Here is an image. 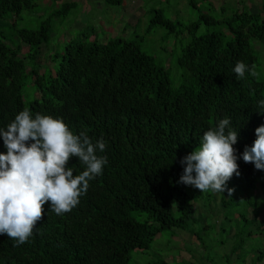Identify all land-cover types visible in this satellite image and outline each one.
I'll return each instance as SVG.
<instances>
[{
  "label": "trees",
  "instance_id": "obj_1",
  "mask_svg": "<svg viewBox=\"0 0 264 264\" xmlns=\"http://www.w3.org/2000/svg\"><path fill=\"white\" fill-rule=\"evenodd\" d=\"M38 1L0 0V128L25 108L33 117L49 115L74 134L87 133L93 143L103 139L105 151L97 155L107 163L70 212L57 215L46 203L26 243L17 245L0 234V264H129L131 251L149 249L156 235L185 229L194 196L189 185L179 182L181 159L223 118L238 131L233 148L239 175L233 174L229 185L247 189L264 178V170L245 163L241 155L264 124L259 113L264 109L258 107L264 80L248 73L238 79L233 71L237 61L255 65L250 40L264 43V12L233 11L221 23L223 32L210 29L218 23L210 13H198L195 22L183 24L152 9L146 34L160 27L164 39L189 36L176 58L180 81L171 87L165 68L135 41L100 39L86 23L75 37L64 35L72 29L64 26L78 14L76 2L55 5L52 0L34 29L17 27L22 13L34 11ZM103 3L118 6L121 0ZM201 24L206 30L196 34ZM3 28L12 29L8 37ZM52 37L55 42L65 38V43L47 63L42 53ZM27 83L30 99L25 103ZM0 153H6L2 137ZM68 167L78 175L85 166L71 157ZM133 212L144 214L145 221L134 219ZM263 259L259 250L256 263ZM153 264L169 263L158 259Z\"/></svg>",
  "mask_w": 264,
  "mask_h": 264
},
{
  "label": "rangeland",
  "instance_id": "obj_2",
  "mask_svg": "<svg viewBox=\"0 0 264 264\" xmlns=\"http://www.w3.org/2000/svg\"><path fill=\"white\" fill-rule=\"evenodd\" d=\"M51 1L39 0L34 11L26 14L23 12L17 27L34 29L44 17ZM54 1L55 5H59L64 0ZM68 1L77 3L78 14L74 16L73 23L71 21L64 26L69 28L71 24L72 27L68 34L64 35L75 37L77 30L86 23L96 28L100 39L121 37L135 41L139 43L141 51L165 68L171 87L180 81L182 70L177 67L176 58L189 36L184 34L178 39L173 36L164 39L165 31L160 27H154L146 34L152 9H160L165 18L183 24L195 22L198 13H210L218 21L210 29L223 32L226 25L221 23L233 11L243 9L249 12H264V0H121L118 6H105L103 0ZM209 3L213 4V8ZM93 8L95 12H88ZM11 30L3 28L1 32L8 37ZM205 30L206 27L201 24L196 34ZM64 40L65 38L60 37V41L55 42V38H51L42 53L47 63H50L48 56L61 51ZM8 42L4 41L5 44ZM250 44L257 57L255 70L259 75L255 78L264 80V43L250 40ZM29 86L30 84H25L22 90L25 103L30 99L27 95ZM229 184L231 183L227 181L222 193L201 192L189 185L187 189L194 199L188 227L173 228L156 235L149 249L131 251L129 264H153L158 259L169 264H264V259L256 263L258 251H264V230L259 228V222L264 219V178L247 189ZM229 188L233 189L231 196L227 191ZM132 216L137 221L146 219L144 214L135 212Z\"/></svg>",
  "mask_w": 264,
  "mask_h": 264
},
{
  "label": "clouds",
  "instance_id": "obj_3",
  "mask_svg": "<svg viewBox=\"0 0 264 264\" xmlns=\"http://www.w3.org/2000/svg\"><path fill=\"white\" fill-rule=\"evenodd\" d=\"M238 79L248 73L257 77L255 65L237 61L233 69ZM264 109V99L258 101ZM264 114V111H259ZM223 118L216 127L203 133L200 143L181 159L183 173L179 182L201 192H224L226 182L239 175L233 145L238 131ZM6 129V130H5ZM6 153H0V234L26 243L43 218L44 205L57 215L70 212L86 194L89 182L102 173L107 163L103 139L92 142L85 132L74 134L58 118L33 114L25 108L15 115L6 128H0ZM251 147L245 146L242 159L264 170V124L255 129ZM29 141H31L29 143ZM71 157L78 158L84 170L74 175L68 167ZM231 196L233 189H227ZM15 246V245H14Z\"/></svg>",
  "mask_w": 264,
  "mask_h": 264
}]
</instances>
